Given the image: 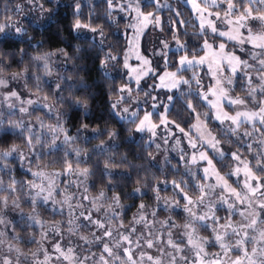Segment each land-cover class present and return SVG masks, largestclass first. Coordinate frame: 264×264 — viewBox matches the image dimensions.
Wrapping results in <instances>:
<instances>
[{"label":"snow or ice","instance_id":"snow-or-ice-1","mask_svg":"<svg viewBox=\"0 0 264 264\" xmlns=\"http://www.w3.org/2000/svg\"><path fill=\"white\" fill-rule=\"evenodd\" d=\"M27 2L31 5L39 0ZM184 3L191 8L192 21L177 19L182 13L176 11L167 24L172 42L160 39L162 48L157 50L153 41L151 57L141 39L147 40L150 28L165 30L156 13L162 8L172 12L169 5H161L160 0H99L98 6L106 5V14L97 17L92 11L85 23L81 19L80 0L74 3L75 19L69 36L75 33L74 39L88 41V34H92L90 47L75 49L78 55L74 58L85 61L76 70L86 76L103 71L100 81L110 78L114 82L120 75L116 70L121 64L119 55L109 51L100 59L94 52L97 47L103 51L104 32L93 24L103 21L118 25L127 18L125 28L132 30L131 37H125L129 51L123 57L122 67L126 71L120 76L126 82L110 89L117 98L109 101L108 106L109 116L118 123L135 125L134 135L128 136L126 142L137 143L135 134L144 140L147 133L150 135L145 147L156 144L159 149L157 140L163 130L164 143L175 141L171 152L178 150L177 156L165 149L175 161L170 171L181 178H165L161 182L163 188L160 184L153 188L156 207L149 213L141 203L128 223L125 218L135 205H123L119 195H113L108 203L105 191L90 198L87 193L95 188L89 179L93 173L87 167H79L90 156L81 155L80 149L69 151L64 147L77 138L64 127V118L93 117L88 104L70 101L62 95L65 87L69 91L84 90L89 99H94L92 89L103 98V83L80 80L76 86L64 76L58 81L48 79L56 70L52 57L59 59V55L50 52L29 57L25 49H19L17 58L18 44L39 49L43 43L34 46L32 37L25 39V28L12 22L0 23V117L20 114L18 120L8 121L7 126L0 119V264H264V0ZM61 7L73 8V4L62 5L61 0H55L53 10H45L39 4L41 19L35 28L46 32L53 23L59 24L61 21L53 17L59 15ZM149 7L154 11H146ZM15 11H22V7L17 5ZM34 19L29 23L33 24ZM190 23L195 43L191 38L180 39L181 35L189 36ZM97 35L101 38L98 43ZM60 52L64 55L63 70L68 71L67 61L73 57L64 49ZM132 56L140 62L138 67L130 64ZM25 58L31 67L21 68ZM97 60L99 68L95 67ZM110 65L112 73L108 71ZM13 66L18 70L11 72ZM33 80L35 91L26 96ZM42 86L51 91V98L40 95ZM140 92L144 94L143 100L139 98ZM63 104H69L72 112L57 107ZM36 112L48 120L55 118V125L46 124L41 116L32 122L30 118ZM25 117L29 119L26 121ZM93 134L102 133L93 130ZM108 135L111 142L120 132ZM13 138H23L26 151L11 144ZM61 150L63 160L51 161L63 163L60 171H33V167L39 169L37 161ZM17 161L21 168L28 164L23 173L28 177L25 180L17 181L10 175V165ZM165 163H169V157H165ZM105 174L113 175L107 166ZM3 176H9L7 185ZM61 177L69 178L64 188L60 187L64 183ZM73 185L76 192H70ZM169 185L174 198H163L161 205L159 192ZM106 187L111 190L110 185ZM134 193L141 194V198L147 195L140 187ZM24 206L30 211L25 213ZM41 210L54 221L56 215L67 214V226L62 220L49 224L41 218ZM161 211L169 212L164 220L158 219ZM181 213L182 223H177L173 215L181 218ZM82 231L86 234H80ZM20 243L35 244L36 248L23 252Z\"/></svg>","mask_w":264,"mask_h":264},{"label":"trees","instance_id":"trees-1","mask_svg":"<svg viewBox=\"0 0 264 264\" xmlns=\"http://www.w3.org/2000/svg\"><path fill=\"white\" fill-rule=\"evenodd\" d=\"M18 1L19 0H0V23L12 22L18 24V26L25 28L27 31V35L25 36L26 40L29 37H32V45L35 46L38 43L42 42L43 47L37 49L36 47L29 48L25 44H18L15 49V51L17 52V58H19V49H25L28 52L29 57L50 52L57 53L59 55V59H57V56L55 55L52 57L56 70L48 79L58 81V78L60 76H64L66 78H70L69 82L75 83L76 86L79 85L80 80H84L85 82L90 83L92 79H95L98 82L103 83V98L100 97L99 93H96L95 89H92V92L95 93L94 99H89L88 92L84 90L77 92L75 91V88H73V90L69 91V89L65 87L62 95L70 101L79 100L81 103L88 104L89 108L93 112V117H90L88 120H85L82 115H80L75 120H68L67 117H65L64 119L67 122L64 124V127L70 130L69 133H74L75 137H77L71 143V145H69V151H71L72 149H80L81 155L87 153L88 156H90V159L87 163L79 165V167L89 168L93 173V175L90 176L89 179L90 182H93L95 184V188L90 189L89 193L87 194L90 196V198H94L98 196L101 191H105L108 196V203L111 202V197L113 195H119L121 197V203L123 205H135V207H131V210L128 212V215L125 218V223H128L131 220L130 217H132L141 203L145 204L147 208H153L154 204H156V193L153 191V188H155L158 184H160L161 188H163V184L161 182L164 181L165 178L168 181H172L173 179L179 180L181 177L178 175L174 176L172 174V171H170L171 168H160L158 166L153 167L152 164L154 163V147H145L147 143L146 138H144V140H140L139 137H137V143H127L126 139L135 125L128 123H124L123 125H121L111 116H109V101H114L117 98L116 95L110 91V89L112 87L119 88L123 83H125V80H122L120 78V76H122L123 74L120 73V75L116 77L114 82L110 78L105 81H100V77L104 75L103 71L99 73L93 71L91 77H89L86 76L83 72H78L76 70L77 67L85 64V61L77 60L74 58L76 55H78V53H76L75 51L76 47L79 46L81 48H88L91 46L92 40L90 38L88 41L74 39L73 37L75 36V33H72V36H69V31L71 30L72 24L75 19V17L72 15V12L74 11V2L72 0H61L62 5L72 3L73 8L61 7L59 10V15L53 17L54 20L59 19L61 22L59 24L53 23L52 27L45 32L41 29L35 28V23L39 22L40 20L38 21L34 19L33 24H30L29 20L33 19L20 18L19 13L15 11V7L18 4ZM41 3L43 4L45 10H53L55 8V0H53V3H47V0H39V2L37 3L38 7ZM98 5L99 0H93L91 3H81L82 22L87 23L89 21L90 12L92 11L95 12L97 17L104 16L106 14V5ZM6 8L7 11L5 10ZM38 9L40 10V8ZM146 11H154V9L152 7H149L146 9ZM176 11H180L182 13V16L177 17V19L187 21H192L193 19L187 6H177L176 9L172 12H169L168 9H163L160 12H157V16L160 17L161 22L165 25V30L161 31V36L164 39H172V34L170 32H167V24L170 22V17L175 16ZM123 23L124 22L122 21L118 25H109L103 23V21H97V23L93 24L94 27L97 25L102 27L107 46L111 45V48L108 47L110 52L113 55H119L120 58L124 51L125 41L123 37L116 32L115 29L116 26L117 29H120V26ZM173 30L175 31V29ZM187 31L189 33V36L181 35L180 39L182 41H186L191 38L193 43H195L196 37L191 35V33L193 32L191 23L189 24ZM68 44H71L72 47L68 48ZM60 49H64L69 53L70 56L73 57L67 61V67L69 69L68 71L63 70L64 55L60 52ZM94 52L99 55L100 59L104 58L105 49L101 51L100 48L97 47L94 49ZM177 58L178 57H173V59ZM24 66L31 67L29 59L25 58L23 64L21 65V68H23ZM89 67H91L90 64ZM95 67H100L99 60L96 61ZM17 70L18 69L13 66L10 71L15 72ZM21 82L23 84V81ZM35 83L36 82L34 80L29 82L26 91L34 92ZM42 87L43 91L40 93V95H48L51 98V91L46 86ZM54 87L55 85H53V89ZM237 93L239 94V90H237ZM57 107L61 111L66 113L72 112L69 104L58 105ZM36 115L43 117V114L40 112H37ZM43 118H45L44 120L46 123L50 124L54 122V118L51 120H48L46 117ZM0 119H3L5 126H7L8 121H16L18 119V114H16L15 116H8L5 114ZM85 124L87 125V128L83 127V125ZM77 129H80L79 136H77ZM93 130H96L98 133L102 134L94 136ZM113 131L120 132V135L112 140L111 143H109L110 140L108 133ZM10 143L16 144L21 149H25V141L23 138H13ZM46 150L47 149L45 148V151ZM63 158V150H61L59 153L54 154L53 156H46L43 161H37L36 163L39 165V170L60 171L64 166L63 163H51V161L57 159L62 161ZM74 160L75 153H73V161ZM106 166L107 171L113 173L112 176H108L105 174ZM10 167L13 169V172L10 173V175L14 176L17 181L25 180L28 178L23 174L24 171L20 167L19 161H17L15 164H11ZM73 167H77L75 162H73ZM33 168L37 169L36 167ZM62 178L64 183H61V186H65L69 178ZM3 180L5 182V185H7L9 182V176H3ZM145 184H147V187H145ZM108 185L111 186V190L106 187ZM137 187H140L142 189V192H146L147 195H144L143 198H141V194L134 193V190ZM72 190L73 187L70 189V191ZM130 194H134L135 198H132ZM159 195L161 197V200H163V198H174L171 192L170 185L168 189L160 191ZM166 214L169 213H167L166 211H161L159 217ZM41 218L49 224L55 221L62 220L65 226H67V214H65L63 217L60 215H56L54 221L53 217L49 215L48 212H44L43 210H41ZM173 219H175L177 223H180L182 221V213L181 218L173 215ZM21 235L27 236L28 233H21ZM20 245L23 246V249L26 250V252H29L32 248L35 247V244L25 245L23 243H20Z\"/></svg>","mask_w":264,"mask_h":264},{"label":"rangeland","instance_id":"rangeland-1","mask_svg":"<svg viewBox=\"0 0 264 264\" xmlns=\"http://www.w3.org/2000/svg\"><path fill=\"white\" fill-rule=\"evenodd\" d=\"M74 3H75V0H72ZM93 0H80V3H91ZM160 4L161 5H165V4H167V5H169L173 10H175L176 9V7L177 6H187V5H185V3H184V0H160ZM17 5H20L21 7H22V11H20V12H17V13H19V15H20V18L21 19H23V18H26V19H33V18H35V20H40L41 19V11L38 9L39 7H38V4H28V2H27V0H19L18 1V4ZM16 5V6H17ZM188 7V9L190 10V13H191V8H190V6H187ZM16 8V7H15ZM39 11H38V10ZM163 9H167V8H162V10ZM120 15H126V14H124V13H121ZM133 15H135L134 13H133ZM156 15H158V14H156ZM119 17H117V19H118ZM124 23L120 26V29H117V26H116V32L117 33H119L122 37H123V39H124V41H125V47H124V51H123V53H122V55H121V64L120 65H117L116 66V70H118L119 71V73H121V74H124V72L126 71L125 69H123V67H122V64H123V57H124V55H125V53L126 52H128L129 51V47H128V40L125 38V37H131V35H132V30L131 29H127V28H125V25L128 23V20H127V18H125V20L123 21ZM16 24V23H15ZM16 25H18V24H16ZM114 25H116V24H114ZM86 31V30H85ZM89 35V38L91 39V36H92V34L91 33H89L88 34ZM100 37L97 35L96 36V42L98 43L99 41H100ZM160 39H164L162 36H161V29L159 28V27H157L155 30H151V28L148 30V37H147V40H144L143 38L141 39V43H142V45L144 46V47H146L147 49H148V55H149V57H151V50H152V46H153V41H155L156 42V44H157V50H159L160 48H162V45H160L159 44V40ZM166 40H168V39H166ZM169 42H172V39H170V40H168ZM107 46V43H106V41H105V36H104V49H105V52H109L110 50H109V48H108V46ZM106 47V48H105ZM141 51L143 52V48L141 49ZM130 55H131V53H129ZM130 64H132L133 66H135V67H138L139 66V64H140V62L139 61H137V60H135V57L134 56H132L131 57V59H130ZM108 71L110 72V73H112L114 70H113V68H112V66L110 65L109 66V68H108ZM189 74V76L191 75V72H189L188 73ZM126 82V81H125ZM148 83L149 84H151L152 83V81L151 80H149L148 81ZM21 85H23L22 84V82H21ZM133 87H135V85L133 84ZM25 94H26V96L28 95V91H25ZM155 94V93H154ZM133 96H136V93L135 92H133ZM34 98V97H33ZM139 98H140V100H143L144 99V94H143V92H140L139 93ZM149 103H151V100L149 99ZM126 106H128V105H122V107H126ZM142 108L144 107L143 105L141 106ZM5 108H6V106H5ZM37 113V112H36ZM36 113L30 118L31 120H32V122H35V119H36ZM18 114V119H19V117H20V114L19 113H17ZM142 115H143V112L141 111V117H142ZM1 118V117H0ZM17 119V120H18ZM29 119V117H25V120L27 121ZM45 119V118H44ZM157 122H158V120H157ZM46 123V122H45ZM137 123H138V121H137ZM46 124H49V123H46ZM51 125H55V118H54V122H52V123H50ZM134 128H135V126H134ZM134 128L132 129V131L130 132V134H129V136H131V135H134ZM71 136H73V137H75V134L74 133H69ZM136 135V138L137 137H139V134H135ZM150 134H144V137L146 138V140L148 139V136H149ZM164 133H163V130H161V133H160V138L157 140V143H159L160 145H161V147L159 148V149H157L156 148V144H152V146L154 147V154H153V157L155 158V160H153V162L156 164V166H158V167H160V168H165V167H172L173 165H175V161L174 160H171V158H170V156H169V152H171V150H172V146L175 144V141H170L168 144H165L164 143ZM60 136H61V139L63 138V134L61 133L60 134ZM109 143H111L110 141H109ZM229 145H227V144H225V147H228ZM64 147H66V148H68L69 147V145H65ZM165 149H168L169 150V152H166L165 151ZM21 150H25V149H21ZM69 150V149H68ZM26 151V150H25ZM171 154L172 155H177L178 156V150H177V152H171ZM165 157H169V163L168 164H166L165 163ZM27 167H28V164L27 163H25V165H24V167L22 168V170L25 172V170L27 169ZM182 168V167H181ZM36 170H39V169H34L33 168V171H36ZM182 170V169H181ZM46 173H51V172H53V171H45ZM30 175V174H29ZM74 178V177H73ZM61 179H63L62 177H61ZM36 182L37 183H39L40 182V180L37 178V180H36ZM60 187L61 188H64L65 186H61L60 185ZM77 191V189H76V187H75V185H73V190L72 191H70V192H76ZM80 191L81 192H83V189H80ZM57 199H62V197H57ZM161 203V205H163V201H161L160 202ZM26 208H29V207H27V206H25V207H23V210H24V212L25 213H27V212H29L30 211V208L29 209H26ZM153 208L152 207H148L147 208V211L150 213L151 212V210H152ZM138 210V209H137ZM137 210L134 212V213H136L137 212ZM179 210V209H178ZM167 213H169L168 211H167ZM14 214V213H13ZM13 214H10V215H13ZM168 215L169 214H167L164 218H162L163 216H160V217H158V219L159 220H164L165 218H167L168 217ZM133 216V215H132ZM68 218V217H67ZM130 218H132V217H130ZM80 234H86L85 232H81ZM36 239L37 240H39V235L37 234V236H36ZM73 239H75V237L73 238ZM20 248H21V250L23 251V252H26V250H24L23 249V246H21L20 244L18 245ZM36 248V245H35V247L34 248H32L31 250H34Z\"/></svg>","mask_w":264,"mask_h":264},{"label":"flooded vegetation","instance_id":"flooded-vegetation-1","mask_svg":"<svg viewBox=\"0 0 264 264\" xmlns=\"http://www.w3.org/2000/svg\"><path fill=\"white\" fill-rule=\"evenodd\" d=\"M174 146V145H173ZM172 146V147H173ZM168 168H172V167H168ZM182 169V171H183V168H181ZM168 199H170V198H168ZM161 201H163V200H161ZM160 201V202H161ZM156 207V204H154V206H153V208H155ZM167 212V211H166ZM167 215V214H166ZM166 215H164L162 218H164ZM183 215V214H182ZM221 215H223V213H221ZM180 223H182V221L180 222Z\"/></svg>","mask_w":264,"mask_h":264}]
</instances>
